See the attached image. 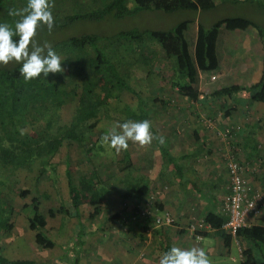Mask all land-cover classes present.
<instances>
[{"label": "trees", "instance_id": "trees-1", "mask_svg": "<svg viewBox=\"0 0 264 264\" xmlns=\"http://www.w3.org/2000/svg\"><path fill=\"white\" fill-rule=\"evenodd\" d=\"M214 1L53 0L54 26L51 33L59 35L66 26H72L74 23H89L92 27L91 31L68 38L45 40V43L50 44L62 57L63 71L49 74L44 79L41 77L26 82L20 74L19 64L0 65V264H35L32 260L10 259L1 252V240L13 229L12 215L15 212L2 190L14 191L20 197L29 195L28 191L13 187L12 177L18 170L30 171L38 162L43 165L44 172L49 159L63 146H69L71 143L83 148L90 144L86 148V154H93L99 138L92 143L91 137L96 124L102 118L101 108L119 100L122 94H128L137 100L135 110L125 106L127 120L150 121V114L156 111L152 109L151 104L159 103L163 110L173 105L160 96L152 100L147 95L143 98L135 89L133 77L137 70L145 71L147 78L157 63L164 65L167 60L171 61L173 78L170 88L178 99L185 101L191 108L214 105L221 98L234 101L238 94H247L253 102L264 101V29L250 19L238 15L218 19L206 29L198 17L201 13L214 9ZM233 1L235 2L232 0V3ZM26 4L27 0H0V22L14 24L19 17L9 16V10L22 9ZM257 4L262 6L259 2ZM140 12H158L165 15L187 12L192 17L177 22L168 30H111L113 23ZM191 22L197 24L193 51H190L185 36L187 26ZM223 28L235 32L232 33L234 35H250L261 43V51L255 56L246 75L237 74L235 78L217 84L209 94H205L197 89L198 72H215L218 69L216 44ZM42 29L48 31L46 27ZM64 106H70L72 109L70 120L61 124L56 122L52 130L53 116L55 117L53 113ZM50 112L52 115L45 116V113ZM213 114H205L208 121L214 122ZM29 126L28 132L23 133V128ZM151 131L159 136L153 127ZM233 131L235 130H228L231 138ZM192 135L194 139L200 140L197 131H193ZM154 141L162 165L178 183L183 196L208 200V205L213 208L215 196L210 198L209 185L198 179L194 173H189L180 163L187 157L175 158L168 149L166 138L164 145ZM120 153L116 187L122 202L124 201L121 210L125 203L131 200L137 202L133 204L136 209L138 204L146 201L150 189L144 177H134L128 150ZM234 155L236 156V152ZM48 166L54 173V165ZM65 174L68 185L66 203L60 204L56 210H48V216H77L80 207L89 205L92 208L90 218H94L103 202L105 186L107 188L110 184L108 181H102L97 169L86 173L76 171L74 166L67 164ZM74 178L77 179L75 184ZM52 179L54 186L58 187V178ZM31 203L29 208L32 213L27 216L29 229L35 232V242L38 246L51 250L55 244L45 233L46 217L41 213L36 197L31 199ZM155 207L160 212L164 210L157 202ZM201 220L204 225L215 231L225 247L229 248L233 241L238 246L239 243L244 245L239 249V264H264V217L261 224H250L239 229L235 238L221 230L226 220L222 209L208 211ZM81 229L82 225L79 226L78 235L73 242L63 248L56 264H82L85 251L82 248L84 242L80 237ZM168 250L169 248L161 247L158 264L163 253Z\"/></svg>", "mask_w": 264, "mask_h": 264}, {"label": "rangeland", "instance_id": "rangeland-1", "mask_svg": "<svg viewBox=\"0 0 264 264\" xmlns=\"http://www.w3.org/2000/svg\"><path fill=\"white\" fill-rule=\"evenodd\" d=\"M214 2L216 4L214 9L203 12L198 17L200 23L206 29L218 19L237 15L250 19L264 29V0H235L233 3L232 0H215ZM257 2L261 3L262 6H259ZM189 17L191 18L192 15L187 12H176L169 15L158 12H140L123 21L113 23L111 25V30L116 31L118 29L131 28L140 30H168L177 22ZM94 29L96 30V26H94ZM91 30L92 27L89 23H74L72 26H66L64 31L60 32L61 34L59 35L58 33L54 35L49 31L40 29L37 32L35 39L37 43H42L43 45L46 39L55 40L63 37L68 38ZM196 32L197 24L195 22L189 23L185 36L189 43L190 51H193L194 49ZM232 33L235 32L226 31L224 28L222 29V37L219 44L220 68L215 72H198V91L210 93L214 86L233 79L238 74L232 72L235 71L237 62L241 57L238 55L239 51L236 47L237 39L234 38L232 39L233 42H231L226 36H223L225 34L233 35ZM12 64L15 65L17 63L12 62ZM171 68L172 62L167 60L164 65L160 62L159 64L157 63L154 71L147 78L145 77V71L137 70L134 73L133 78L135 80V89L143 95V98L147 95L148 98L152 100L153 98L160 96L173 104L163 110L159 103L153 105L150 102L151 100L148 101V103L151 104L150 106L152 109H154V111L156 110L154 113L150 114L151 125L159 136H163L168 140V149L173 152L175 157H193L190 158V160L184 159V163L185 161L187 162V165L192 168L191 171L194 170V173L198 178L201 174L208 176L210 170H214L216 174L223 178V173H226L224 157L228 151L232 149V145L231 143H228L227 140L225 141L220 137H215L213 134L214 145L212 147L214 149L212 148V150L214 151L209 152L208 149H205L202 146L200 140L193 138V131L202 134L205 130H210L207 127L209 121L205 116L202 106H195L194 108L189 107L185 101L178 99L175 92L171 90L170 83L173 78ZM74 84L75 82L73 81V85ZM125 106H129L135 110L137 106L136 98L131 97L128 94H122L120 95L119 100L104 105L101 108L100 115L102 118L96 124L91 137L92 143L99 138L93 150V154H90L89 156L86 154V148L89 147L90 144H86V148H83L76 143H71L69 146H63L51 159H49L46 164L47 168L44 172H42L43 165L37 162L30 171L18 170L15 173L12 177L13 181H11L13 187L22 191L26 190L29 192V195H26V197H20L14 191L8 189L2 190L6 193L7 199L10 200V203L15 209V212L12 215L14 223L13 229L1 240V252L6 257L10 259L32 260L35 264H56V259L62 255L63 248L71 244L77 237L79 223H82L83 225L85 224V230L92 227L94 219L90 220L92 208L88 205H84L80 208L79 215H74L69 218H66L61 214H57L55 218H50L47 214L48 210H56L60 204L66 203L68 197V185L65 169L67 164L74 166L76 171L80 172L88 173L97 169L102 181H108L110 184L107 188L105 186L106 191L103 193V202L99 207V213L95 216L97 217V220H99V223L110 221L109 219L113 218L121 211V204L124 201L122 202L120 193L116 187L118 183L117 178L119 177L118 167H120L118 160L121 157V153H116L107 144H104L101 138L112 127L127 120ZM50 114L52 115V112L45 113V116H49ZM53 115H55V117L53 116L54 124L51 128L52 130L56 126V122H59V124L69 122L72 115V109L70 106H64L57 110L56 113H53ZM216 126L218 127V123H216ZM29 129L30 126L24 127L22 132L27 133ZM223 132L224 131L221 130V134ZM260 142L264 144L263 141ZM99 145L102 149L98 148ZM127 150L132 157V169L135 173L134 177L138 178V176H143L150 178V176H153L158 172L159 168L157 167H159L161 163V157L156 149L155 141H153L150 146H145L143 148L130 141ZM241 154L242 153L240 152L235 156L233 153L234 157L238 158V160L246 165L245 162L240 159L242 156ZM256 155V162L246 166L248 169L257 167L258 165L260 167L256 168L253 172H250V170L246 172L244 178L246 179V183L252 187L253 183L256 181L260 182L254 189L259 190L264 194V151H259ZM212 157L216 162L212 161ZM192 160H196L195 163ZM210 163L212 169L206 171L208 172L206 174L202 171V168L205 164L207 165ZM48 165H54V173ZM53 177L58 178V187L57 185L54 186V183L52 182ZM220 177L217 178L220 179ZM200 179H202V177ZM209 180L210 179L208 178V181ZM221 182L222 180H220V183ZM75 183H77L76 178H74V184ZM227 184L226 181V186L228 187ZM215 191L217 193V198L219 197L223 202V199L228 193L226 194L225 190L220 191L218 188ZM169 192L171 194V190H169ZM171 195V197L174 196L173 194ZM34 197L38 200L41 213L46 217L47 225L45 233L49 235L50 240L55 244V247L51 250H45L36 244L35 232L31 231L28 226L27 216H30L32 213L29 206L32 205L31 199ZM154 198L155 202H157V195H154ZM128 203L131 204L133 201H128ZM165 209L172 214L171 208L170 210L168 208ZM263 209L264 206L261 208L259 216L252 218V221H250L252 224L262 223L264 217ZM193 211V218H198V220H200L199 211H201V209L198 208L197 211L196 206ZM90 221L92 223H90ZM110 234L111 233L108 232L106 235H103L102 241L100 242H96L95 238H92V236L83 237V250L87 249L86 256L88 257L91 254L100 253L101 248L105 249L106 245H109L110 240L113 238ZM206 241H208V239H205V242ZM99 244L101 245L99 246ZM242 246L244 245L239 243V249H242ZM228 250V256L221 257V260H218L219 256L216 259H213L212 257L209 258L212 260L213 264H239L240 258L236 247L231 245ZM91 256L94 257L93 255ZM82 258V264L89 263L90 258Z\"/></svg>", "mask_w": 264, "mask_h": 264}, {"label": "crops", "instance_id": "crops-1", "mask_svg": "<svg viewBox=\"0 0 264 264\" xmlns=\"http://www.w3.org/2000/svg\"><path fill=\"white\" fill-rule=\"evenodd\" d=\"M221 34L222 29L219 32L216 44L218 70L220 68L219 44L222 37ZM223 36H226L231 42H233L232 39H237L236 47L239 51V54L238 52L237 54L241 57L237 62L235 71L232 72L242 74V76L246 75L250 65L256 58L255 56L261 51V43L256 41L253 37H250V35H246V33H237V35L225 34ZM202 93L209 94L207 92ZM235 97L236 100L234 101L221 98L216 101L214 105L209 106L207 104L208 106H202L205 114L214 113L213 117L215 121L213 123L210 121L208 122L207 127L210 130L212 129L211 131L207 129L202 132V134L197 133L200 141L204 143L202 146L205 149H208L209 152H212L214 151L212 150L214 136L221 138V130L225 132L229 129L235 130L233 131V138H230V141H228L232 145V150L236 152V154H239L240 152L242 153L240 159L245 162L246 165L254 164L256 162V153L264 151V144L260 142H264V101H250L247 94H238ZM216 123H218V127L216 126ZM170 152L173 154L172 151ZM175 158L180 159L181 157L176 156ZM190 158L193 157H187L186 160H190ZM192 161L195 163L196 160ZM212 161L216 162L213 157ZM180 163L185 166L189 173H194V170L191 171L192 168L187 165L186 161L184 163L183 160ZM157 168H159V170L155 175L150 176V178L144 177L146 179V184L150 189L147 198L151 195H157V202L163 207L162 209L166 210L165 208H168L170 210L171 208L172 215L175 219L174 224L168 227L162 226L158 228L152 224L151 219H140L137 221L130 220L134 212L121 213V211L115 217L109 219L110 221H105V223H99L97 217L91 218L90 220L94 219V223L88 230H85V224L83 225L82 223H79V226L82 225L80 236L82 237V242L83 237L85 236L94 237L96 242L102 241L103 235H106L108 232L113 236L109 245H106L105 249H99L100 253L98 254H91L94 257L91 255L88 257L85 256L87 254V249L83 250L85 251L84 257L90 258L89 263L158 264L161 247L170 249L172 246H179L184 249L191 247L203 248L209 257L216 259L219 256L218 260H221V257L228 256V249L233 245L236 247L240 258V251L237 243L233 241L230 247L227 248L215 234V231L210 229L208 225L205 224L204 226H201V229L197 225L208 211L213 212L222 209V200H220L219 197L217 198L215 190L218 188L220 191L225 190L226 194L228 193V187L226 186V181L228 183L227 170L226 173H223L224 177L221 178L214 170H210L212 169L211 163L207 165L205 164L202 168V171L206 174L208 173L206 171L210 170L208 176L201 174L198 179L202 177L201 180L209 185L210 198L212 195L215 196L213 197V199H215V204L213 208H211V205H208V200L183 196L178 183L173 180L169 173H167L162 163H160ZM213 176H215L216 179ZM217 177H220V179ZM208 178L210 179L209 181ZM220 180H222L221 183ZM259 183L260 182L256 181L253 183V187L251 185L249 186L254 189ZM169 190H171V194L174 195L173 197H171L172 195ZM207 191H209V189H207ZM196 206L197 211L198 208L201 209V211H199L200 220H198V218H193V210H195ZM119 216L121 217L119 218ZM124 216H126L125 223L122 222ZM250 221H252V218H249L248 220V222L252 224ZM90 223L92 222L90 221ZM191 224L196 225L197 229L200 230L196 232L202 236L200 241H198L196 236L190 232L189 226ZM205 239H208V241L205 242ZM100 245L101 244H99V246ZM82 248H84V246Z\"/></svg>", "mask_w": 264, "mask_h": 264}, {"label": "clouds", "instance_id": "clouds-1", "mask_svg": "<svg viewBox=\"0 0 264 264\" xmlns=\"http://www.w3.org/2000/svg\"><path fill=\"white\" fill-rule=\"evenodd\" d=\"M53 0H27L22 9L9 10L8 15L19 17L14 24L0 22V65L17 63L24 80L47 78L49 74L63 71L62 57L48 43L40 45L36 41L37 32L46 27L49 32L54 26L52 9ZM16 37V39H14ZM148 120H126L112 127L102 142L116 153L127 150L129 142L140 147L150 146L154 140L160 145L165 144V137L156 136L151 131ZM159 264H213L203 248L191 247L184 249L172 246L163 253Z\"/></svg>", "mask_w": 264, "mask_h": 264}, {"label": "built area", "instance_id": "built-area-1", "mask_svg": "<svg viewBox=\"0 0 264 264\" xmlns=\"http://www.w3.org/2000/svg\"><path fill=\"white\" fill-rule=\"evenodd\" d=\"M221 138L227 142L230 140L228 131L221 134ZM229 143V142H228ZM234 151L230 149L224 157L226 164V170L228 175V194L222 202V212L225 215V222L221 226V230L231 235L233 238L239 229L250 225L249 218H256L259 216L261 207L264 203V194L259 190L253 189L246 183L244 175L250 170L253 172L257 167L248 169L246 165L240 163L233 155ZM252 169V170H251ZM133 203L126 202L122 207L121 213H133L130 220L149 219L151 217L152 224L155 227L171 226L175 222L172 214L168 211H159L155 207L154 195L149 196L146 201L138 204L134 209L135 200H131ZM135 210V211H134ZM121 215V214H120ZM126 216L122 218V222L125 223ZM198 227L204 226L203 221L198 222ZM189 230L196 236V239L200 241L202 236L197 231L196 225H190Z\"/></svg>", "mask_w": 264, "mask_h": 264}]
</instances>
